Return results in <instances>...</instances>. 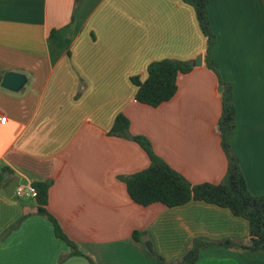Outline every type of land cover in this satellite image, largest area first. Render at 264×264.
Masks as SVG:
<instances>
[{
	"label": "crops",
	"instance_id": "0c3cea01",
	"mask_svg": "<svg viewBox=\"0 0 264 264\" xmlns=\"http://www.w3.org/2000/svg\"><path fill=\"white\" fill-rule=\"evenodd\" d=\"M208 1L220 75L206 65L207 38L183 0H0V71L28 77L20 91L0 80V169L12 171L0 186V264H159L157 255L174 263L196 238L249 242L248 221L228 208L132 200L126 179L150 158L111 134L125 114L130 132L191 183H219L228 168L223 79L236 107L232 151L249 190L264 194V0ZM200 54L202 65L179 77L171 100L153 107L136 99L133 79L145 81L150 63ZM14 176L51 183L48 211L86 252L69 255L35 197L6 194ZM188 264H264V251L205 246Z\"/></svg>",
	"mask_w": 264,
	"mask_h": 264
},
{
	"label": "trees",
	"instance_id": "16d2710c",
	"mask_svg": "<svg viewBox=\"0 0 264 264\" xmlns=\"http://www.w3.org/2000/svg\"><path fill=\"white\" fill-rule=\"evenodd\" d=\"M192 5L203 34L207 38L206 65L220 75L214 62L212 52L216 43L208 14V0H183ZM194 69L193 60H180L164 58L153 61L148 66V77L145 81L134 78L138 86L136 99L143 104L157 107L171 100L179 89V77L190 73ZM3 73L0 71V80ZM222 90V114L219 128L222 138V147L227 155L228 168L225 177L219 183L204 182L193 184L182 174L175 170L169 163L160 157L153 149L151 141L143 135H134L130 132V119L125 114H119L111 134L128 137L137 142L148 154L150 165L127 177V190L131 199L136 203L147 206L156 202L168 207L186 204L192 200L204 201L219 207L228 208L235 216L245 218L249 224V242L236 243L232 240H207L196 238L192 246L177 262L169 263L157 255L159 264H188L194 263L200 256V250L205 246L221 245L247 249L251 251H264V194H253L240 165L239 158L232 151L231 137L236 124V107L233 97V85L220 79ZM12 174L8 166L0 169V186L6 177ZM37 190L35 197L37 212L46 216L54 224L56 235L64 240L72 251L69 255L83 254L78 245L64 232L58 220L48 211L50 186L49 182L34 183ZM133 236L140 240L141 232L135 231ZM148 250L155 253L151 240L145 241ZM69 255H64L61 261ZM92 264H95L91 261Z\"/></svg>",
	"mask_w": 264,
	"mask_h": 264
},
{
	"label": "water",
	"instance_id": "95a60500",
	"mask_svg": "<svg viewBox=\"0 0 264 264\" xmlns=\"http://www.w3.org/2000/svg\"><path fill=\"white\" fill-rule=\"evenodd\" d=\"M203 56L200 54L193 60L194 66L202 65ZM28 81V77L24 73L17 71H6L2 78V86L6 89L12 91H20ZM222 86L220 89L222 90ZM21 179L18 176L12 177L5 185L4 190L8 196H13L15 193L16 187L20 184ZM83 252H86V249L81 248Z\"/></svg>",
	"mask_w": 264,
	"mask_h": 264
},
{
	"label": "built area",
	"instance_id": "2783aa9c",
	"mask_svg": "<svg viewBox=\"0 0 264 264\" xmlns=\"http://www.w3.org/2000/svg\"><path fill=\"white\" fill-rule=\"evenodd\" d=\"M3 119H4L3 115L0 114V122ZM14 195L18 197H22V196L36 197L37 190L33 185H23L20 183L16 187Z\"/></svg>",
	"mask_w": 264,
	"mask_h": 264
}]
</instances>
